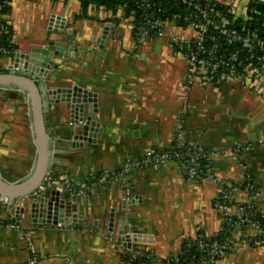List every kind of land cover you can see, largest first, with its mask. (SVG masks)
Wrapping results in <instances>:
<instances>
[{"label": "crops", "instance_id": "1", "mask_svg": "<svg viewBox=\"0 0 264 264\" xmlns=\"http://www.w3.org/2000/svg\"><path fill=\"white\" fill-rule=\"evenodd\" d=\"M79 11L76 0H11L7 16L18 65L27 55H51L43 75L30 71L47 87L46 128L56 147L68 150L55 155L56 175L78 186L115 171L148 148H168L179 125L184 142L213 154L210 173L217 179L238 183L251 175L255 206L264 212V96L236 81L186 90L185 61L166 38L136 43L121 14L96 10L85 19ZM7 64L0 59V73ZM27 113L21 97L0 95V177L8 182L30 171L37 150ZM184 173L176 163L148 165L136 172L130 199L119 181L93 184L79 199L82 221H73L67 195L51 188L45 194L54 199L44 207L22 200L19 230L5 227L0 208V264H24L32 253L40 257L35 264H122V242L126 249L149 247L154 264H162L184 239L198 230L210 237L222 223L212 204L221 186ZM232 200L247 199L235 191ZM215 264H264V244L236 246Z\"/></svg>", "mask_w": 264, "mask_h": 264}, {"label": "built area", "instance_id": "2", "mask_svg": "<svg viewBox=\"0 0 264 264\" xmlns=\"http://www.w3.org/2000/svg\"><path fill=\"white\" fill-rule=\"evenodd\" d=\"M139 2L143 23L149 28V31L153 32V35L141 31L140 27L136 30L134 41L140 43L145 37L166 38L185 61L186 71L183 76V86L186 90H189L195 83L209 85L224 81H236L264 96V0H204L203 2L201 0H182L193 10L192 15L184 17L185 28H175L172 23L162 24L156 20V16L152 19L150 11L153 0H139ZM257 4L261 5V11L257 14L261 20L256 21L253 25V14L256 15L255 7ZM2 6L3 4H0V9ZM170 26L177 29V32L172 35L167 34V29ZM128 28L133 36L135 25L128 22ZM239 55H245V57L241 59ZM12 66L13 64L7 66L6 69H10ZM183 135L184 131L178 125L172 142L174 149L172 153L153 147L148 148L140 157L125 160L117 172L110 177L107 175L100 177L98 183L119 181L120 192L127 199H130L133 179L138 170L148 165L176 163L186 173V178L190 181L211 179L217 182L221 186V198L224 201H232V193L239 191L238 188H224L223 181L217 179L209 170L206 173L201 170V161L205 158L211 159L213 154L200 143L184 142ZM237 150L236 148L235 151ZM52 173L53 171L45 174L42 185L39 187L40 190L50 184H55L57 191L65 192L72 197L73 211L76 212V217L81 216L77 212L78 210L82 212L79 199L86 194L89 188L83 185L82 188L74 192L64 177H60L61 180L56 179ZM254 185V183L248 182L241 190L246 195L245 205L249 204L244 208L237 207L241 216H244L245 208H251L250 201L255 200L259 195L258 190L248 193L247 190H252ZM21 204V200L8 203L6 197H0V207L8 216L9 221L5 224L6 228L19 230L15 209L16 207L20 208ZM215 208L221 211L220 217L223 222L226 215L224 210L227 207L224 208L223 206V209H219L216 204ZM245 220L246 218L240 219V222ZM24 236L29 237V233L26 232ZM254 237H260L264 240V227H258L247 221L245 230L236 225L229 244L219 243L217 239L210 237L200 239L196 245L204 253V257L198 264H215L218 260L226 257L236 246H260L249 245L250 240ZM175 256L176 254L166 257L162 264H175L171 263ZM37 260L36 254L32 253L24 264H35ZM183 264H190V262Z\"/></svg>", "mask_w": 264, "mask_h": 264}, {"label": "trees", "instance_id": "3", "mask_svg": "<svg viewBox=\"0 0 264 264\" xmlns=\"http://www.w3.org/2000/svg\"><path fill=\"white\" fill-rule=\"evenodd\" d=\"M57 1V0H54ZM66 1V0H64ZM79 4V15L82 18H89L90 14L96 10L102 11H113L116 15L121 14L123 18H125L128 22H131L135 25V30L133 32V38L136 36V30L141 27V31H145L150 35H153V32L149 31V28L144 25L142 19V12L139 0H76ZM202 2L204 0H201ZM209 1V0H206ZM10 2L11 0H0V4L3 6L0 9V59H9L12 58L14 53L18 50L17 45L14 43V29L12 23L9 21L7 16L10 12ZM156 16V20L160 21V23H172L175 28L181 27L185 28L186 23L184 21L185 16L192 15V7L186 3H183L182 0H153V5L150 13H153ZM149 13V14H150ZM259 14V13H258ZM254 24L258 20H261V17L254 15ZM260 22V21H259ZM240 58H244L245 55H239ZM1 72V71H0ZM2 72H7L6 70H2ZM173 144L168 148H162L163 151H168L172 153L174 149L172 148ZM160 149V148H156ZM212 163V159H207L201 161V170L203 173H206L207 170L210 172V166ZM117 170L111 172H99L94 175V177H87L84 182L80 185H74L72 182L68 181L73 188V191L76 192L80 188L84 186L91 187L93 184H102L98 183V179L103 175H107L110 177L113 173H116ZM63 177V176H62ZM244 180L238 183H224L225 187H236L239 191L243 190L245 185L248 182L254 183L253 178L250 174H245ZM56 179H60L59 176L55 175ZM61 180V179H60ZM257 191L256 185H254L252 190H247L248 193L251 191ZM255 200H251L250 205L251 208L244 209V216L240 215V211H237V207H245L249 204H241L238 205L234 203V201H224L219 195L216 199L213 200L212 204L215 207L223 209L227 207L225 219L221 223L220 229L210 238L217 239L219 243H226L232 240V235L235 232L236 225L240 226L242 230L247 228V221H250L257 225L258 227H264V212L260 211L255 206ZM1 208V207H0ZM218 211V210H217ZM219 214L221 211H218ZM242 217V218H241ZM246 218L245 221L240 222V219ZM13 221V220H11ZM9 222L8 220L6 223ZM238 222V223H237ZM5 223V224H6ZM208 236L204 235L201 230H198L194 237L186 238L182 241L181 248L179 252H177L175 259L171 261V263H184L190 262V264H198L200 260L203 259L204 253H202L197 248V242L200 239H207ZM263 245L264 240L260 237H254L250 240L249 245ZM140 248V249H139ZM140 251V253H138ZM117 253L119 260L122 264H154L155 257L153 251L146 246L134 245L131 249H126L121 246H117ZM230 253V252H229ZM152 255V256H150ZM37 256V255H36ZM38 257V256H37ZM40 257H38L39 259ZM161 262H165L162 259Z\"/></svg>", "mask_w": 264, "mask_h": 264}, {"label": "water", "instance_id": "4", "mask_svg": "<svg viewBox=\"0 0 264 264\" xmlns=\"http://www.w3.org/2000/svg\"><path fill=\"white\" fill-rule=\"evenodd\" d=\"M260 11L261 5L257 4L255 7V13L258 14ZM154 17L155 15L152 13L151 18L154 19ZM51 48L52 46L49 43L48 49ZM31 56L32 57L28 59V65L25 64L23 68H18V66L21 67V65H14V61L13 67L16 68L15 66H17L16 69L10 68L7 69L6 73H0V95L8 96L13 94L14 96L21 97L28 105L27 116L31 130L34 133L35 143L37 146L34 160L28 173L12 182L5 181L0 177V197H6L8 203H13L15 200L22 201L28 197H31L39 202V204L41 203L44 207V204L47 200L54 199H52L50 194V197L47 199L48 194L45 193H47L48 188H51L52 192L55 191V194L58 196H62L61 193H65L57 191L55 184H50L43 190H40L39 187L42 185V180L47 172L53 171L52 175H56V173H54L56 163L55 155L68 152V150L57 148L54 139L46 128L44 114L48 110L47 87L43 79L40 80L34 77L33 72L31 73L30 71L32 68V70L35 72L38 71V74L41 73L43 75V67H46L50 64L51 55ZM65 194L67 195L71 211H73L71 202L72 197H70L67 193ZM74 209L76 208L74 207ZM19 210L20 208L16 207V217H18ZM73 217H75L73 221H77L78 219L82 221V214L81 216H77V218L74 214ZM122 245H125V243L122 242ZM126 245L129 246V244Z\"/></svg>", "mask_w": 264, "mask_h": 264}, {"label": "rangeland", "instance_id": "5", "mask_svg": "<svg viewBox=\"0 0 264 264\" xmlns=\"http://www.w3.org/2000/svg\"><path fill=\"white\" fill-rule=\"evenodd\" d=\"M126 23V20L124 21H122V24L124 25ZM18 52L19 51H16L15 53H14V55H13V57L12 58H7V63L9 64V65H12L13 63H14V61H15V56H17L16 54H18ZM29 61H28V57L24 60V62L21 64V67L20 66H18V68H23V66H25V64L26 65H28L27 63H28ZM7 64V65H8ZM7 67V66H6ZM11 68H14L13 66L11 67ZM16 68H17V66H16Z\"/></svg>", "mask_w": 264, "mask_h": 264}, {"label": "bare ground", "instance_id": "6", "mask_svg": "<svg viewBox=\"0 0 264 264\" xmlns=\"http://www.w3.org/2000/svg\"><path fill=\"white\" fill-rule=\"evenodd\" d=\"M21 59H22V56H21V54L19 53V55H18V57H17V59H16V63H15V65H18Z\"/></svg>", "mask_w": 264, "mask_h": 264}]
</instances>
